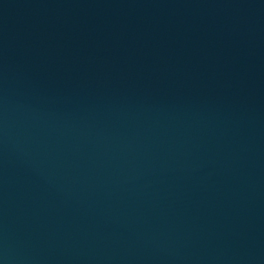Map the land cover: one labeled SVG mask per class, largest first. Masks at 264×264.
<instances>
[{"label": "water", "instance_id": "95a60500", "mask_svg": "<svg viewBox=\"0 0 264 264\" xmlns=\"http://www.w3.org/2000/svg\"><path fill=\"white\" fill-rule=\"evenodd\" d=\"M0 264H264V0H0Z\"/></svg>", "mask_w": 264, "mask_h": 264}]
</instances>
